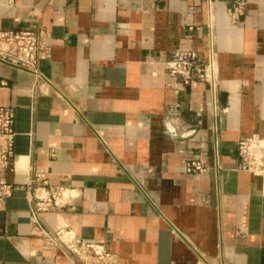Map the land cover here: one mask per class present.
<instances>
[{
    "label": "crops",
    "instance_id": "obj_1",
    "mask_svg": "<svg viewBox=\"0 0 264 264\" xmlns=\"http://www.w3.org/2000/svg\"><path fill=\"white\" fill-rule=\"evenodd\" d=\"M246 1L234 21L236 0H0V30L43 27L52 43L36 71L0 60L17 132L0 264H72L47 240L63 227L121 264H264V145L248 169L238 152L264 139V0ZM185 49L209 80L168 73ZM196 154L205 171L188 172ZM51 186L67 201L38 210Z\"/></svg>",
    "mask_w": 264,
    "mask_h": 264
},
{
    "label": "built area",
    "instance_id": "obj_2",
    "mask_svg": "<svg viewBox=\"0 0 264 264\" xmlns=\"http://www.w3.org/2000/svg\"><path fill=\"white\" fill-rule=\"evenodd\" d=\"M247 1L236 0L229 10V15L234 21H239L246 13ZM52 49L51 34L46 28L37 30L18 29L0 30V60L12 65L36 71L41 58L50 54ZM168 73L173 77H182L185 84L194 79L209 80L208 66L197 63L196 54L193 50H176L171 58L166 60ZM16 111L10 105L0 106V164L7 163L14 155L16 140ZM167 131L173 137L184 136L175 123L170 119L167 121ZM264 145V139L253 134L240 139L238 152L240 164L244 169L250 168L252 154ZM188 172H203L201 156L193 155L188 159ZM47 170L34 171L30 174V182L46 179ZM49 195L39 198L35 206L38 210L61 206L68 199L66 189L60 186H51ZM47 240L56 243L65 251L74 256L72 264H121L116 256L108 249L105 241H89L81 238L74 230L68 227L57 229L47 234Z\"/></svg>",
    "mask_w": 264,
    "mask_h": 264
}]
</instances>
